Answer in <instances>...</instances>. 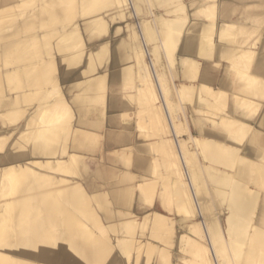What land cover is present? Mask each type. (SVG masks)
<instances>
[{
  "label": "bare ground",
  "instance_id": "bare-ground-1",
  "mask_svg": "<svg viewBox=\"0 0 264 264\" xmlns=\"http://www.w3.org/2000/svg\"><path fill=\"white\" fill-rule=\"evenodd\" d=\"M262 8L0 0V264H264Z\"/></svg>",
  "mask_w": 264,
  "mask_h": 264
},
{
  "label": "rangeland",
  "instance_id": "rangeland-1",
  "mask_svg": "<svg viewBox=\"0 0 264 264\" xmlns=\"http://www.w3.org/2000/svg\"><path fill=\"white\" fill-rule=\"evenodd\" d=\"M223 5H224V3H223ZM223 8H224V6H222V7H220V9H219V16L221 15V16H223L225 13H224V11H223ZM250 14V12H248V11H246L245 12V16H248ZM257 20H258V22H255L254 24V26H256V27H254L253 29H252V32L251 33H254V34H252V35H250V36H252V38H253V42H252V44H251V46H250V48H252V50L254 49V51H255V53H253L252 54V58L250 57V59H252V61L253 60H255V58L257 57V55H258V51H257V49L259 48V47H261V45H263V43H264V8H262V9H260L259 11H258V13H257ZM240 23V22H239ZM258 23V24H257ZM258 27V29H256ZM232 30L234 31L235 29L234 28H232ZM262 32V33H261ZM256 35V36H255ZM264 51V50H263ZM178 62H172V69L173 70H175V68H176V64H177ZM253 63H254V61H253ZM216 69V71H213L212 73H213V75H217L218 77L219 76H221L225 71V64H222V65H220L219 67H217V68H215ZM215 73V74H214ZM131 90H133V89H131ZM263 101H262V105L260 104V103H258L259 105L257 106V110H256V115L255 116H260L261 114L263 115V113H264V110H263V103H264V98L262 99ZM105 107V106H104ZM129 112H132L131 110H128ZM105 112V110H103L102 109V113H104ZM130 118L132 119L131 121H135L134 119H137V116H130ZM199 120H202L201 118H198ZM142 120H144V118L142 119ZM203 123V125H207V123L205 122H202ZM148 130V129H147ZM252 131L250 130L249 131V134L251 133ZM105 133V132H104ZM106 135V134H105ZM104 135V136H105ZM188 136L187 135V132L185 131V132H182V135L181 136ZM105 142H107L106 141V139H104V137L102 136L101 137V139L99 140V142H98V146H103L104 144H105ZM159 165H160V169L159 170H161L160 172H162L161 174L164 176H166V174L167 173H165V170H166V168H167V165H166V163L161 159V162H159ZM89 167L91 168V169H93V168H95L96 167V165L93 163V162H91V161H89ZM156 167V166H155ZM156 168H159V166H157ZM143 171H145V169H142ZM153 170V169H152ZM156 169H154V171H155ZM152 172V171H150L149 170V172H148V170L147 171H145V173L146 174H148L147 175V177H148V179L150 178V180L152 181L153 179H154V176L155 175H153V173H155V172ZM157 171V173H158V170H156ZM150 173V174H149ZM156 173V174H157ZM109 173H106V175H108ZM153 176H152V175ZM150 175V176H149ZM158 175H159V173H158ZM158 175H156L155 176V178H157V176ZM146 176V175H145ZM161 176V175H160ZM163 176H161L160 178H162ZM153 177V178H152ZM159 177L157 178V179H154L152 182L153 183H156L157 182V180H158V184L156 183V187H149V188H151V189H153L154 191H155V194H153V190L152 191H150L151 193H149V191L147 192L148 194H150V195H148L147 193H145V195H148L149 197L151 196V194H152V196L150 197V198H152V199H154V198H156L157 196H156V194L158 193V191H161L160 190V182L159 181H161V179H160ZM163 179V178H162ZM148 181V182H151V181ZM154 181H156V182H154ZM150 185H152V183L150 184ZM149 185V186H150ZM167 185H169V183L167 184ZM161 186H166L165 184H163V185H161ZM170 186H171V184H170ZM167 187H169V186H167ZM163 189V191H164V188L165 187H162ZM171 191V187H170V190H168V192H170ZM170 193H168V198H171V197H173V193H172V191H171V194L169 195ZM153 195H154V197H153ZM163 195H166L165 196V199L167 198V194H165V193H163ZM172 195V196H171ZM158 199V198H157ZM171 199H173V198H171ZM155 200V199H154ZM157 208H160V206H159V204L157 203ZM140 251H142L141 253H139L140 255L143 253V249L142 250H140ZM139 251V252H140ZM157 253V249H154V252H153V256L155 255ZM136 254V253H135ZM140 255H139V257H140ZM175 261V263L177 262V260H174Z\"/></svg>",
  "mask_w": 264,
  "mask_h": 264
}]
</instances>
